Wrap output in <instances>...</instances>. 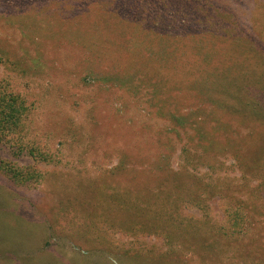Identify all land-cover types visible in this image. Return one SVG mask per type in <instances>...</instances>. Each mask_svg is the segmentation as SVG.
Segmentation results:
<instances>
[{
    "label": "rangeland",
    "instance_id": "obj_1",
    "mask_svg": "<svg viewBox=\"0 0 264 264\" xmlns=\"http://www.w3.org/2000/svg\"><path fill=\"white\" fill-rule=\"evenodd\" d=\"M101 1L0 0V264H264V0Z\"/></svg>",
    "mask_w": 264,
    "mask_h": 264
},
{
    "label": "trees",
    "instance_id": "obj_2",
    "mask_svg": "<svg viewBox=\"0 0 264 264\" xmlns=\"http://www.w3.org/2000/svg\"><path fill=\"white\" fill-rule=\"evenodd\" d=\"M155 2H158V0H155ZM101 3H103V5H101L103 8L109 9L112 12H116L117 6H122L124 8L129 9V10H136L137 13H135V16H136L135 22L137 24H141L142 26L146 25L147 23H149L150 25H151V23L156 24V23H158V21L164 20L163 18H161V16H162L161 13H157L154 15L146 13L145 12L147 10L146 3L144 4L140 0H102ZM196 7H199L198 8L199 20L197 21L199 23V25H204L205 23L208 26L215 25V22H217V21L216 20L214 21V14L212 17H207V15L205 13H203L205 11H210V10L206 9V7H209V6H206V5H203L202 3H200L199 5H196ZM210 7H211V13H213V10H216V9L212 5H210ZM103 8H101V9L104 10ZM168 26H170V25L168 24ZM168 26L166 23L161 28L160 32L167 34L166 33L167 32L166 27H168ZM225 27H228V25H225ZM140 29H141L142 34H145V35L149 34L148 30L143 29V28H140ZM205 31H208V29L203 28V30L200 31V34H203ZM248 31H251V28L248 29ZM173 32L176 36H180V35H183L185 33L192 34V29L189 28V26H185L183 28V31L182 30L181 31L174 30ZM212 36L213 37H209L208 39H206L203 36V37L198 38V40L206 39L207 41L215 42L217 40L215 38L216 36H214V35H212ZM140 38L142 39L141 35H140ZM233 38L237 39L238 37L233 36ZM244 38H248V40H251V42H254L253 38L251 37L249 39V36L247 34H246V36L244 35V37H241L240 42H248V40L242 41V40H244ZM241 45L244 47H247L248 52L250 54L256 53V49H254L252 47V43H249V44L243 43ZM198 46H200L199 43H198ZM212 48H214V47H212ZM199 49H200V47H198L196 55H198V57L200 59V61H199L201 63L200 65H202L205 68V69L199 71L198 77L201 80H207L210 77L221 76V75L226 76L225 78L229 79L230 77H227L226 74L229 72L231 73L233 71V69H234L233 64H235L237 62H240V63L244 62L243 59H238V58L234 59L232 62H229V63H227V61L224 62L222 60L217 61V62H212V61H210L211 60L210 55L206 52H200ZM208 51H210V50H208ZM223 54L225 56L226 55L231 56V57L234 56V52H230V50L227 48L225 49V52ZM221 80L223 82L227 81L226 79H224L222 77H221ZM0 114H1V112H0ZM1 122H2V116L0 115V124H1ZM37 250L38 251H33V252H36V255L38 254L39 258L42 255H45V251H47L46 249L42 250L40 247L37 248ZM53 254L55 255V252L51 253V255H53ZM54 258H56V257H54Z\"/></svg>",
    "mask_w": 264,
    "mask_h": 264
}]
</instances>
